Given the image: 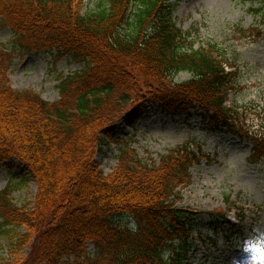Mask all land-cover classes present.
<instances>
[{"label":"trees","instance_id":"obj_1","mask_svg":"<svg viewBox=\"0 0 264 264\" xmlns=\"http://www.w3.org/2000/svg\"><path fill=\"white\" fill-rule=\"evenodd\" d=\"M179 1L98 0L85 10L83 0H0V28L13 32L15 47L84 65L60 79L59 101L48 102L12 87L13 56L0 43V166L19 160L38 187L33 206L15 203L11 188L0 191V239L12 258L2 264H185L199 212L179 204L181 186L207 157L202 146L148 164L124 141L109 174L96 159L119 139L116 122L145 103L171 115L200 111L212 127L248 139L252 161L264 160V127L245 130L240 110L226 104L234 74L216 45L195 49L175 25ZM183 72L188 80L177 82ZM213 215L230 223L222 209ZM16 228L26 232L11 235Z\"/></svg>","mask_w":264,"mask_h":264},{"label":"rangeland","instance_id":"obj_2","mask_svg":"<svg viewBox=\"0 0 264 264\" xmlns=\"http://www.w3.org/2000/svg\"><path fill=\"white\" fill-rule=\"evenodd\" d=\"M97 1L84 0V4L93 8ZM260 8L258 0H182L173 14L176 25L190 33L194 48L214 44L236 69V88L230 92L227 104L240 110L243 128L250 132H260L264 127V23ZM13 39L9 28H0V43L14 58L10 69L13 87L32 90L48 102L59 101L60 79L82 70L84 65L64 53L15 47ZM188 78L189 73L183 72L176 79L182 82ZM130 121L119 120V140L104 145L96 155L106 174L117 166L124 140L148 164H159L172 149L191 143L201 145L208 155L191 167V183L181 186L179 204L199 212L193 227L194 244L185 264H264V160H251L250 141L222 127L213 128L200 111L171 116L156 103L148 104L137 121ZM6 188L12 189L19 206H33L37 182L15 158L0 166V191ZM221 207L233 222L236 214L243 215L244 222H235L230 228L217 220L218 215L213 213ZM10 228L15 229L13 225ZM25 232L24 228H16V233L10 234ZM8 246L7 237H2L0 264L12 261ZM30 248L25 249L24 256L29 255ZM93 249L91 243L88 250Z\"/></svg>","mask_w":264,"mask_h":264}]
</instances>
